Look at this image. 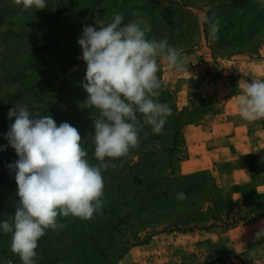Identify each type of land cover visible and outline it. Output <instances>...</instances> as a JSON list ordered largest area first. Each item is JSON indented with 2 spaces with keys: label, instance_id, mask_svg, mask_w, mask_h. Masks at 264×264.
Returning a JSON list of instances; mask_svg holds the SVG:
<instances>
[{
  "label": "rangeland",
  "instance_id": "rangeland-1",
  "mask_svg": "<svg viewBox=\"0 0 264 264\" xmlns=\"http://www.w3.org/2000/svg\"><path fill=\"white\" fill-rule=\"evenodd\" d=\"M45 10H23L0 0V221L11 220L18 204V156L5 134L14 123L9 110L26 105L34 117L51 115L57 125L78 129L91 164L96 109L85 107L86 63L78 59L83 27L121 13L124 23L139 12L151 25L148 38L167 39L182 50L188 72L158 60L159 95L171 109L161 135L138 116L140 147L110 161L122 167L103 173V215L89 221L60 218L66 226L39 240L36 264H225L226 244L212 250L206 208L211 178L208 148L200 124L221 109L218 92L241 90L264 59L261 0H46ZM87 18V19H86ZM208 18L218 27L213 34ZM255 79H258L255 78ZM187 199L179 201L176 193ZM0 231V264H22Z\"/></svg>",
  "mask_w": 264,
  "mask_h": 264
},
{
  "label": "clouds",
  "instance_id": "clouds-1",
  "mask_svg": "<svg viewBox=\"0 0 264 264\" xmlns=\"http://www.w3.org/2000/svg\"><path fill=\"white\" fill-rule=\"evenodd\" d=\"M13 2L25 11L47 7L46 0ZM133 16L136 19L126 24L119 12L109 23L97 19L94 23L99 30L85 25L77 40L82 49L78 59L87 66L86 82L82 83L88 94L85 107L99 113L93 120L92 136L97 164L89 162L81 134L70 123L57 125L51 115L34 117L26 105L16 104L9 110L14 123L5 139L18 156L8 165L15 171L18 204L10 221H0V231L11 233V251L22 264H36L38 242L47 230L59 232L65 228L60 218L89 221L103 215V173L122 167L110 161L127 157L132 149L140 147L142 125L138 126V113L153 134L163 133L171 109L154 99L160 88L158 60L177 73L188 72V63L182 50L167 39H149L151 25L139 12ZM205 22L213 34L218 31L208 18ZM239 87L242 91L236 103L241 117L249 122L264 119V79L244 81ZM176 199L184 201L187 196L178 192ZM261 235L264 230L257 232L256 238ZM5 264L13 262L9 259Z\"/></svg>",
  "mask_w": 264,
  "mask_h": 264
},
{
  "label": "crops",
  "instance_id": "crops-1",
  "mask_svg": "<svg viewBox=\"0 0 264 264\" xmlns=\"http://www.w3.org/2000/svg\"><path fill=\"white\" fill-rule=\"evenodd\" d=\"M253 75L264 79V59L256 61ZM242 90L218 92L221 109L210 110L200 124L208 148V169L213 178L206 208L211 220L210 247L226 244L232 254L225 264H264V119L253 122L239 114L236 97Z\"/></svg>",
  "mask_w": 264,
  "mask_h": 264
},
{
  "label": "trees",
  "instance_id": "trees-1",
  "mask_svg": "<svg viewBox=\"0 0 264 264\" xmlns=\"http://www.w3.org/2000/svg\"><path fill=\"white\" fill-rule=\"evenodd\" d=\"M209 175H210V178H211V187H210V190H211V188H212V186H213V178H212L211 173H209ZM210 190H209V193H210ZM208 196H209V195H208Z\"/></svg>",
  "mask_w": 264,
  "mask_h": 264
}]
</instances>
